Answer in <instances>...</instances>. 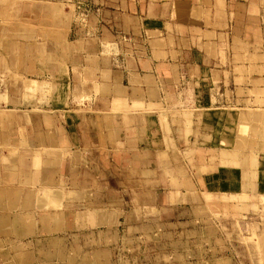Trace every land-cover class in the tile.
<instances>
[{"label":"crops","instance_id":"crops-1","mask_svg":"<svg viewBox=\"0 0 264 264\" xmlns=\"http://www.w3.org/2000/svg\"><path fill=\"white\" fill-rule=\"evenodd\" d=\"M71 1L75 12L79 4L89 8L90 26L76 22L70 16L71 10L62 12L63 21L67 23L59 35L62 42L53 44L58 47L56 51L60 50L61 61H56L52 45L47 44V32L14 24L13 27H0V34L12 36L8 41L7 54L11 55L9 59H13L12 65L22 72L21 76L24 74L28 80L38 84L43 82L45 86L53 82L47 76L53 77L55 82H59L55 88L62 91L63 102L74 89V98L82 101L84 106L72 109L74 112H65L68 118L65 125L58 128L62 137L60 144L56 145H53L51 135L34 128L30 112L0 108V129L5 128V124L18 125L16 131L8 128L0 133V193L9 190L21 195L53 193L60 196V201L53 198L50 202L60 204L64 193L74 192L70 183L64 180L71 173L69 159L77 154V158L90 166V171L83 175L77 172L76 176L92 179L87 188L93 186V193L96 185L100 184V189L108 195L131 194L138 198L135 206L126 211L123 222L126 231L132 230L131 235L124 236L125 245L119 247L121 251L118 254L125 252L126 258L117 257V248L113 247L118 242L115 227L121 223V217L118 219L115 210L106 216L93 213L86 223L87 211L79 208L78 204L72 206V211L40 212L36 215L30 213L36 203L21 207L22 199L19 197L12 199L9 205L17 207V211L21 208L28 211L23 217L0 214V226L13 227L22 242L36 233L38 222L54 229L69 226L74 221L84 226L107 227L106 230H96V234L102 237L100 242L104 243L91 251L92 260L84 264H160V258L186 259L187 251L189 256L193 253L188 264H211L213 261L203 259L207 258V248L200 247L203 258L195 257L193 246L202 245L209 239L196 229L189 230L188 239L184 240L186 235H181L174 241L173 244L183 250L168 254L161 249L163 253H160V226L166 223V216H173L176 211L180 216L186 210L182 205H170L164 201L165 193L161 190L165 188L162 185L165 175L178 173L177 178L171 177L174 181L168 184L169 199L181 190L182 201L185 198L202 200L203 195L212 194L207 183L216 188L219 186V195L242 192L226 191L230 177H227L225 168H218V174L214 175L218 178L217 183L214 176H208L211 181L206 179V175L199 176V181L205 186L200 189L181 162L178 154L181 142L178 140L177 143V139L170 136L168 118L173 117V121L180 124L183 117L189 116L185 118L191 121V116L200 110L212 115L213 107L244 106L249 100V92L264 89V0ZM63 11H66L64 6ZM22 35L27 36L25 41L42 38L37 40L40 42L38 45L29 42L21 45L23 39L14 36ZM6 59L0 61L1 67L8 65ZM221 114V117L235 118L227 109ZM75 117L81 119L75 122ZM38 121L43 122V117ZM50 121V117L45 115L44 123ZM24 123H29L30 127L21 126ZM68 127L72 136H69ZM162 127L167 132L160 138ZM174 128L178 132L185 130L183 126ZM190 142L195 144V139H190ZM224 142L220 138L217 143L221 146ZM73 144L81 150H69ZM66 150L69 151L67 161L62 159ZM151 154H155L157 162L162 164L157 168L156 176L154 169L145 167V163L151 162ZM56 163L59 165H54ZM138 163L142 165L137 167ZM244 174L245 169L241 171V175ZM230 183L232 186L244 184L233 181V177ZM250 185L257 187L255 182ZM79 186L80 182L77 189L81 188ZM147 194L154 196L156 203H150L144 196ZM46 205H38V208ZM194 206L195 211L205 209L202 203ZM153 209L154 216L149 215ZM193 209H187L188 214L191 215ZM180 217L175 224L185 223ZM196 221L197 218L194 223ZM189 222H193L190 217ZM136 229H139V234ZM198 235H201L199 239H195ZM129 240L132 244L128 246ZM47 256V260H52V255ZM220 256L218 263L228 264L225 257ZM19 258L16 264H33L35 261L32 253L20 254ZM121 258L124 263L119 261ZM0 264H4L2 252ZM63 264L78 262L72 259Z\"/></svg>","mask_w":264,"mask_h":264},{"label":"rangeland","instance_id":"rangeland-1","mask_svg":"<svg viewBox=\"0 0 264 264\" xmlns=\"http://www.w3.org/2000/svg\"><path fill=\"white\" fill-rule=\"evenodd\" d=\"M72 4L73 1L71 0H0V27H13L14 24V26L20 25L21 27H36L39 32H47V44L50 43L52 45L53 53L57 57L56 61H61V56L59 57L60 50L56 51L58 47L53 46V44H60L62 42V38L59 35L60 32H64L67 24L63 21L62 12L69 13L71 10L70 16L74 17L76 22L85 24L88 27L90 26L89 8L79 4L75 12ZM63 6L66 11H63ZM11 37L0 34V45L2 43L0 61L4 60V58L6 59V57V64L8 61L6 67L0 66V108H17L20 112H30L32 117L31 122L35 124L34 128L41 133L51 135L53 145L60 144L62 134L58 128L65 125L68 118L65 112L84 107L81 103L82 101L80 102L74 98L73 95L75 93L73 89L69 98H64L65 101L63 102L61 97L62 91L55 88L59 82H55L56 80L53 77L47 76V79L53 82L45 86L43 82H39L38 84L30 79L28 80L24 74L21 76L20 73L22 72L18 70V67L12 65L13 59H9L11 55L7 54L10 47L8 41L11 40ZM14 37H21L23 39L21 40V45L27 42L38 45L40 42L37 40L42 38V36H39L31 41H25L24 39H28L27 36ZM71 39L70 41H73L74 38ZM64 41L66 42V40ZM38 77L41 76H37L36 78ZM51 87H54V89ZM47 90H51L50 93ZM248 99L244 106L233 104L227 107H213L211 108L212 115H206V111L200 110L201 112L199 111L198 114L191 116V121L187 120L189 116H185L187 119L183 117L180 124H176L173 121V117L168 118V122L171 124L170 136H174L177 139V143L181 142L179 145L181 151L178 153L180 154L181 162L188 171L189 177L195 181L197 186L200 189H204L205 187L199 181V176L203 177L206 175L207 178H205L211 181L210 177H208L209 175H217L219 172L218 168H225L227 177H230L229 181L226 182V191L231 193L238 190L242 194L219 195V186L216 188V186L213 187L207 183V187L212 194L203 195L202 200L192 201L185 198L182 201L181 195L183 193H180L181 190L178 195L172 197L173 199H169L167 197L168 184L173 180L171 177L177 178L176 175L178 173L171 172L165 175L164 182H162L165 188L161 190L165 193L163 194L165 197L164 201L170 205H182L181 207L186 210L184 212L181 211V217L176 215L179 211H176L173 216H166V220L164 221L166 223L160 226V253H163L161 249H165L168 254L176 252L178 249L183 250V248H179L178 245L173 244L174 241L181 238V235H186L184 240L188 239L189 230L196 229L202 231L200 234L203 237L209 238L206 243L203 242V244L201 243L202 245L193 246L197 255H195L196 259L204 257H202L200 251V247H202L203 249H208V252L204 253L207 258L203 259L213 261L211 264H219L218 261L221 260L220 255L225 257L224 261L228 264H264V89L249 92ZM226 109L235 118L230 116L227 119L226 116L228 115L221 117V111L223 112ZM45 115L50 117V123H44ZM40 117H43V122L38 121ZM80 119L81 117L74 118L75 122ZM26 124L24 123L21 126L30 127L29 123ZM67 124L70 125V123ZM175 126H183L185 130L178 132L174 128ZM17 127L18 125L5 124V128L0 129V133L4 132L3 130L7 131L8 128L16 131ZM192 128L195 130H192ZM12 130H9L10 133ZM68 130L69 136H72L71 128L68 127ZM166 132V129L162 127L160 129V138L163 135L166 136ZM188 138L195 139V144H192ZM220 138H223L225 141L221 146L217 143ZM184 139H188V141ZM74 148L77 151L81 150L76 148L74 144L73 146H69V150ZM65 153L62 159L67 161L69 151L67 152L66 150ZM169 153L173 154V152ZM75 156L69 159L71 173L68 178L65 176L64 180L70 183L69 186L74 189V192L68 191V193H64L60 204L50 202L53 198L58 202L60 201V196L53 193L21 195L9 190V192L0 193V206H2L0 207L2 209L0 214H3V216L11 214L12 216L20 215L23 217L24 213L28 210L21 208L20 211H17V207L10 206L12 199L17 200L19 197L22 199L21 207H25L30 202V206L36 203L30 209V213L36 215L40 212L72 211V206L78 204L79 208L87 211L86 223H89V218L93 213H96L97 216H106L115 210L118 219L121 217V223L115 227L118 233V242H115L113 247L116 246L117 248V257L126 258L125 252L121 255L118 253L121 251L120 248L125 245L124 236L131 235L132 230L128 229L126 231V225L123 222L127 213L126 211L128 208L130 209V207L135 206L136 199L138 198L131 194L108 195L100 189V184L99 186L96 185L93 193V186L87 188L90 184L89 180L91 181L92 179L76 176L77 172L83 175L85 171L89 170L90 166L77 158V154ZM149 158L151 162L145 163V167L154 169V176H156L158 174L157 168L162 166V164L157 162L155 154H151ZM54 165L59 164L56 163ZM141 165V163H138L137 167ZM168 165L172 167L171 163H168ZM172 165L174 164L172 163ZM53 169H56V167L53 166ZM244 169L245 174L242 176L241 171ZM66 170L67 162L65 164V172ZM68 172L69 170L67 174ZM149 176L153 177V174ZM167 176L168 179L166 178ZM231 177H233V181L244 182V184L242 186H232L230 183ZM213 178L217 183V176ZM78 182H80V189H77ZM252 182H255L257 187L250 185ZM159 185L160 183L157 182V186ZM144 196L151 201L150 203H156L154 196L152 197L149 194ZM112 197L114 198L112 199ZM117 198L119 201H117ZM26 201L27 203H25ZM48 202L50 204H47ZM201 203L205 209L195 211L193 209L195 208L194 204L198 205ZM38 205L46 206L39 209ZM190 207L193 209L191 215L188 214L187 210ZM149 215L154 216V209L149 212ZM179 217L185 223L176 222L175 224L174 222L178 221ZM189 217L193 222H189ZM196 218L197 221L194 223ZM204 219L209 220L210 223H207ZM106 229L107 227L103 226L75 224V221L69 226L54 229L45 226L42 222H38L36 233L30 234L25 239L22 238L25 241L22 242L19 241L17 232L13 227L0 226V253L4 254V264H16V261L20 259L19 255H26L27 253L34 254L35 263L33 262V264H63L72 259L78 262V264H84L92 260L91 251L102 246L101 243H104L100 242L102 241V237L96 234L98 232L96 230ZM136 231V233H140L139 229H136ZM155 232L159 233L158 231ZM101 233L104 234L103 232ZM200 236L198 235L195 239H199ZM29 241L30 243L27 244ZM131 244L130 240L126 243L128 246ZM59 248L60 253H58ZM48 254L52 255L50 257L52 260H47ZM189 254L190 252L187 251L186 259L173 257H170V259L160 258V264H188V261L193 258V253L191 256ZM122 258L119 261L124 263V259ZM44 259L47 261H42ZM208 264L210 263L208 262Z\"/></svg>","mask_w":264,"mask_h":264},{"label":"built area","instance_id":"built-area-1","mask_svg":"<svg viewBox=\"0 0 264 264\" xmlns=\"http://www.w3.org/2000/svg\"><path fill=\"white\" fill-rule=\"evenodd\" d=\"M80 5H83V4H80ZM81 7V6H80Z\"/></svg>","mask_w":264,"mask_h":264}]
</instances>
